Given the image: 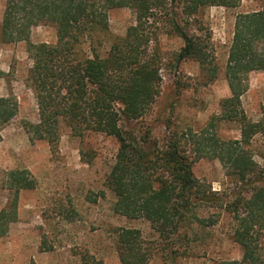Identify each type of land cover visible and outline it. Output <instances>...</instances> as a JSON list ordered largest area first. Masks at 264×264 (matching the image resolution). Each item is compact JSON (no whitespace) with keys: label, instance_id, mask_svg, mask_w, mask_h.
I'll return each mask as SVG.
<instances>
[{"label":"trees","instance_id":"obj_1","mask_svg":"<svg viewBox=\"0 0 264 264\" xmlns=\"http://www.w3.org/2000/svg\"><path fill=\"white\" fill-rule=\"evenodd\" d=\"M239 2L7 0L0 37L4 43H28L33 61L29 82L39 115L37 122L24 124L31 141H46L56 151L62 126L75 136L104 134L117 141L118 151L105 180L116 198L115 214L146 219L160 237H170L187 222H197L202 228L218 223L219 216L199 215L200 209L224 210L233 217L232 236L243 249L242 263L264 264L259 252V234L264 228V165L255 161L249 147L264 128L247 119L241 103L249 74L264 69V10L237 16L225 69L230 96L223 102L221 118L239 123L240 139L221 138L216 133V118L199 133L171 131L162 147L152 141L149 131L137 132L135 127L150 113L159 94L164 60L160 37L180 38L184 43L180 58L197 61L208 80L214 81L219 67L210 36L192 32V23L204 6L234 8ZM125 7L134 11L136 22L102 56L101 35L108 31L109 12ZM41 24L56 27L54 44L30 41L32 28ZM3 74L0 71V78ZM18 111L14 97H0V134ZM189 144L194 157L188 153ZM202 158L218 159L227 177L246 193L226 199L197 179L192 166ZM7 182L11 200L0 211V237L7 235L18 218L21 191L36 187L26 169L9 171ZM117 241L121 264L147 263L138 230L118 229Z\"/></svg>","mask_w":264,"mask_h":264},{"label":"rangeland","instance_id":"obj_2","mask_svg":"<svg viewBox=\"0 0 264 264\" xmlns=\"http://www.w3.org/2000/svg\"><path fill=\"white\" fill-rule=\"evenodd\" d=\"M6 1L0 0V25ZM260 10H264V0H240L234 8L207 5L200 9L191 31L210 36L219 67L214 81L208 80L197 61L180 58L184 46L180 38L162 35L159 94L150 113L136 123L137 132L149 131L152 141L162 147L171 131L199 133L216 118L215 129L221 138L240 139L239 123L221 118L223 102L230 96L225 69L237 16ZM135 22L131 8L111 10L108 31L101 35V55ZM30 41L54 44L56 27H33ZM32 65L28 43H4L0 37V71L4 73L0 97H14L19 107L16 118L0 134V211L11 200L6 187L9 171L26 169L36 180L33 190L21 191L18 218L7 235L0 237V264H83L84 258L87 264H121L117 241L121 228L140 232L142 248L148 254L146 264L242 263L243 249L232 236L233 217L224 210L202 208L199 215L219 216L218 223L202 228L197 222H187L170 237H160L146 219L115 214L116 198L105 185L118 151L114 138L94 133L79 137L62 126L56 151L46 141H31L24 124L39 120L35 91L29 82ZM241 103L247 119L264 128V69L249 74ZM249 147L255 161L264 165V133L255 136ZM193 149L189 144L192 157ZM192 168L197 179L226 199L246 193L227 177L218 159H196ZM259 252L264 256V228L259 234Z\"/></svg>","mask_w":264,"mask_h":264}]
</instances>
